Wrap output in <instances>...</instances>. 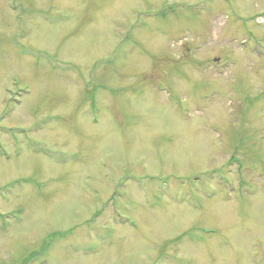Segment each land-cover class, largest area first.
Segmentation results:
<instances>
[{"label": "rangeland", "instance_id": "obj_1", "mask_svg": "<svg viewBox=\"0 0 264 264\" xmlns=\"http://www.w3.org/2000/svg\"><path fill=\"white\" fill-rule=\"evenodd\" d=\"M0 264H264V0H0Z\"/></svg>", "mask_w": 264, "mask_h": 264}, {"label": "bare ground", "instance_id": "obj_2", "mask_svg": "<svg viewBox=\"0 0 264 264\" xmlns=\"http://www.w3.org/2000/svg\"><path fill=\"white\" fill-rule=\"evenodd\" d=\"M143 216V215H142Z\"/></svg>", "mask_w": 264, "mask_h": 264}]
</instances>
